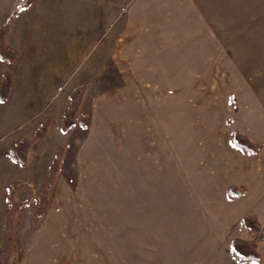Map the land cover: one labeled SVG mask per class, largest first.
I'll return each instance as SVG.
<instances>
[{
  "label": "rangeland",
  "instance_id": "obj_1",
  "mask_svg": "<svg viewBox=\"0 0 264 264\" xmlns=\"http://www.w3.org/2000/svg\"><path fill=\"white\" fill-rule=\"evenodd\" d=\"M22 1L0 0V27ZM3 42L16 57L0 62L34 49L49 62L35 73L58 70L52 101L20 108L11 133L31 139L50 122L29 154L36 184L63 148L44 217L15 218L9 264H242L229 242L252 236L243 209L264 223V185L254 200L226 188L232 162L253 175L264 159L245 160L229 137L264 134V0H32ZM258 251L264 264V242Z\"/></svg>",
  "mask_w": 264,
  "mask_h": 264
},
{
  "label": "crops",
  "instance_id": "obj_2",
  "mask_svg": "<svg viewBox=\"0 0 264 264\" xmlns=\"http://www.w3.org/2000/svg\"><path fill=\"white\" fill-rule=\"evenodd\" d=\"M27 13L28 11L21 13L19 15V17L17 18L19 19V21L14 22V24L12 25L10 36H12L14 32H19L17 31L18 28H16L15 26L18 23V26L21 27L22 22L25 19V15H27L28 17ZM20 33L23 36L27 32L26 30H24V28H22ZM23 39L24 40L27 39V36H24ZM41 59L43 58L40 56V54L38 52L35 53L33 49V51H31L29 55H24V53H19L16 61L13 64L7 65L6 63L0 62L2 73L3 71H9L12 74V87L9 97L6 102H0V251L5 247L7 240V235L4 230V222H5L6 210L8 207L7 195H8L9 185L12 183L18 184L19 188L14 197L16 203H22L29 200V203H25L20 207L16 215V221H15V226H16L20 217L27 208L28 209L30 208L32 214L33 212L35 214L36 206L35 203H33L34 200H32V198L42 184V180L39 181V184L35 183L34 179L36 175L35 172L36 170L34 171L33 174L29 173V169H32L29 166L30 155H28V161L26 162L25 166H20L18 163L12 161L7 154L12 144L16 141L15 139L16 137H13V139H11V133L19 127V123L16 120L22 114V109L20 108L27 106L42 107L46 104H49V102L52 101L50 97L51 91L58 89L57 69H55L54 73L50 69L49 71H47V73L43 74V76H39L37 72L35 73L34 70L36 68L40 69L43 67V65L48 66L49 64V62L42 61ZM23 60L25 61L24 63L27 65L26 69H22V67H20ZM55 80H57V82H55ZM28 91H30V93H28ZM36 126L32 128L31 132L34 131ZM240 129L235 128L233 130H237L240 133L247 135L249 139L252 140L253 142L264 144V134L259 133L257 135L253 133L254 134L253 136L243 131L244 128L243 129L240 128ZM234 149L237 152H239L240 155L243 154L236 148ZM29 154H31V152ZM243 156H245V160L246 159L250 160L248 156L247 158L246 155L243 154ZM255 157L261 158L263 160L264 148ZM232 171L236 175L235 176L236 181L238 182L232 183L229 186L234 185V186L245 187L247 189L245 195H247L248 193H252V195H249L252 196L251 197L252 200H254L256 196L259 197V195L262 194L261 192L264 185V166L262 167V170L258 169L257 172H254L252 175L251 166L247 164V161L232 162ZM242 202L245 203V200H242ZM238 209H242V208H238ZM234 213L238 214L237 208ZM258 213L260 212L257 211H254L252 213L250 211L245 212V210L243 209V212L241 213L243 215L241 216L238 214V216H241L238 222H240L241 218L245 217L246 214H255L260 216ZM15 233L16 230H14V238H15ZM261 263L262 260L260 263H249V264H261ZM0 264H2L1 258H0ZM242 264H246V263H242Z\"/></svg>",
  "mask_w": 264,
  "mask_h": 264
},
{
  "label": "trees",
  "instance_id": "obj_3",
  "mask_svg": "<svg viewBox=\"0 0 264 264\" xmlns=\"http://www.w3.org/2000/svg\"><path fill=\"white\" fill-rule=\"evenodd\" d=\"M32 3V0H23L8 17L5 25L0 27V59L6 63H11L16 57V52L9 47L4 45V37L9 29L12 22V18L22 9L28 8ZM11 89V75L6 72L2 75L0 81V102H5L9 96ZM84 91V87L73 89L67 98V105L62 114L60 131L66 133L76 124V113L72 108L73 98L77 95H81ZM50 122L43 121L38 124L33 132L32 138H21L17 140L8 150L7 154L10 159L20 166H25L28 155L30 152H35L38 149L37 141H42L47 135ZM230 143L231 145L239 150L241 153L248 157H255L264 148V144L253 142L249 137L237 130H232L230 133ZM63 159V148L56 147L53 160L48 167V175L44 183L39 188L38 192L33 196L37 204L35 211V223L39 222L45 215L48 208V194L53 186L57 174L59 172L60 163ZM18 184L12 183L8 187L7 202L8 207L5 214L4 230L7 235V240L5 247L0 251V258L2 264H9L10 258L15 250L14 243V221L20 207L27 203H16L15 195L18 191ZM247 192L245 187L231 185L227 188V197L231 200H236L244 196ZM252 220L248 224L249 220ZM240 225L248 230L252 234L249 240H243L240 238H233L229 242V248L232 255L237 258L242 263H260L262 257L258 251V245L264 242V223L259 222L255 217H243L240 220Z\"/></svg>",
  "mask_w": 264,
  "mask_h": 264
},
{
  "label": "bare ground",
  "instance_id": "obj_4",
  "mask_svg": "<svg viewBox=\"0 0 264 264\" xmlns=\"http://www.w3.org/2000/svg\"><path fill=\"white\" fill-rule=\"evenodd\" d=\"M154 103V102H153Z\"/></svg>",
  "mask_w": 264,
  "mask_h": 264
}]
</instances>
